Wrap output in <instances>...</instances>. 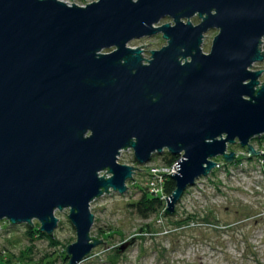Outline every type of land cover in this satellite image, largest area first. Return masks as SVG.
Instances as JSON below:
<instances>
[{
	"label": "water",
	"instance_id": "95a60500",
	"mask_svg": "<svg viewBox=\"0 0 264 264\" xmlns=\"http://www.w3.org/2000/svg\"><path fill=\"white\" fill-rule=\"evenodd\" d=\"M157 34L167 45L150 59L148 44L129 46ZM263 38L264 0H0V220H38L52 235L68 209L77 240L66 254L78 264L109 247L90 235V206L127 191L138 168L118 162L123 150L140 165L180 156L165 214L214 158L261 153L249 142L264 134V70L251 69ZM237 140L248 155L227 153Z\"/></svg>",
	"mask_w": 264,
	"mask_h": 264
},
{
	"label": "rangeland",
	"instance_id": "374dc122",
	"mask_svg": "<svg viewBox=\"0 0 264 264\" xmlns=\"http://www.w3.org/2000/svg\"><path fill=\"white\" fill-rule=\"evenodd\" d=\"M61 1L84 6L97 0ZM191 20L195 25L200 22L197 16ZM171 21L164 18L159 25ZM217 33L213 29L205 34L204 53L210 52ZM165 45L161 34L129 43L133 48L141 46L146 59H150V50ZM261 48L264 51V38ZM251 69L264 70V60ZM259 80L262 85L264 73ZM249 143L261 153L223 164L222 156L214 158L216 167L185 190L172 214L148 219L131 204L151 193L148 182L153 177L167 174L163 165L166 151L155 153L147 164L140 165L132 149L123 150L118 162L140 170L135 169L133 178L127 181L125 193L111 190L91 203L94 225L90 235L109 247L101 243L78 264H264V134ZM230 151L236 157L249 154L239 140L228 144L227 153ZM104 173L110 176L107 171L100 175ZM65 210L55 212L59 222L48 238L33 235L35 225H40L38 220L32 221L34 226L0 220V264H68L66 246L76 242L77 234L69 210Z\"/></svg>",
	"mask_w": 264,
	"mask_h": 264
},
{
	"label": "trees",
	"instance_id": "16d2710c",
	"mask_svg": "<svg viewBox=\"0 0 264 264\" xmlns=\"http://www.w3.org/2000/svg\"><path fill=\"white\" fill-rule=\"evenodd\" d=\"M166 154L167 156L163 160V165L165 167H172L174 164L177 163V161L180 158V156L172 155L167 151ZM163 188L165 191V195H167V197H170L176 189L175 181L171 177H168ZM131 206L135 208L137 213L142 218H146V219H148L152 215H156V216L162 215L166 209L165 208L166 204L164 200H161L159 197L153 196V194H147V193L142 195L140 200L137 201L136 204H131ZM33 235L41 238H48V235L42 234L40 232L39 224L35 225ZM67 263L69 264V258Z\"/></svg>",
	"mask_w": 264,
	"mask_h": 264
},
{
	"label": "built area",
	"instance_id": "2783aa9c",
	"mask_svg": "<svg viewBox=\"0 0 264 264\" xmlns=\"http://www.w3.org/2000/svg\"><path fill=\"white\" fill-rule=\"evenodd\" d=\"M180 160V158H179ZM179 160L177 161V163L179 162ZM176 163V164H177ZM176 164H174L172 167H167V174H163L161 176H157L156 178L153 177L151 180V182H148L149 188L151 191L150 194H153V196L159 197L161 200H164V197H166L167 195H165V191H164V184L167 181L168 177H170L171 173L168 171L173 170L175 172H177V167Z\"/></svg>",
	"mask_w": 264,
	"mask_h": 264
}]
</instances>
